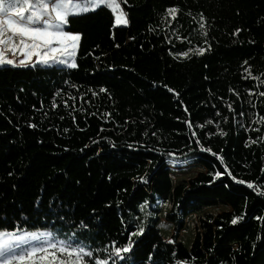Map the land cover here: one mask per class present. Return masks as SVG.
Segmentation results:
<instances>
[{"label": "trees", "instance_id": "obj_1", "mask_svg": "<svg viewBox=\"0 0 264 264\" xmlns=\"http://www.w3.org/2000/svg\"><path fill=\"white\" fill-rule=\"evenodd\" d=\"M118 2L126 26H116L106 7L70 19L67 27L81 33L78 68L0 67V231L75 234L107 258L142 225L123 264H261L264 140L248 141L264 136L252 115H264V97L256 94L264 91V0ZM170 7L178 9L175 19L165 15ZM209 45L201 55H178ZM249 125L259 131H246ZM193 157L212 159L252 195L256 214L229 250L163 251L149 259L144 244L172 192L167 162Z\"/></svg>", "mask_w": 264, "mask_h": 264}, {"label": "snow or ice", "instance_id": "obj_2", "mask_svg": "<svg viewBox=\"0 0 264 264\" xmlns=\"http://www.w3.org/2000/svg\"><path fill=\"white\" fill-rule=\"evenodd\" d=\"M123 2L127 3V0H123ZM101 6H106L111 10L115 16V25L126 26L129 24L128 14L121 10V3L118 0H0V67L52 66L58 64L70 69L78 68L77 49L81 40V33L74 32L67 26L70 24L71 18L81 17ZM177 12L176 7H170L166 9L165 15L175 19ZM172 19H169L167 23L171 24ZM204 21V15L199 14L200 34L206 37L207 31ZM240 31L239 28L235 29L233 35ZM204 43L208 44L207 39L204 40ZM206 50H210V45L207 49L204 47L189 48L187 52L178 55L187 57L192 52L201 55ZM247 63L244 61V64ZM244 71L253 80H260V77L252 75L249 68H245ZM260 83L264 84V80H260ZM100 91L105 92L106 89L101 88ZM168 91L173 90L168 89ZM229 91L232 92L233 89L230 88ZM252 92L253 90H249L250 97ZM256 94L264 97V91H258ZM64 103L67 106V101ZM52 107L55 108L56 104L53 103ZM228 107L232 111V105L229 104ZM240 114L244 115L243 112ZM252 115L257 124H264V115ZM224 119L227 120V117ZM185 123L188 124L189 128L192 127L188 121ZM206 123H212V121ZM29 126L35 127L32 124ZM241 126L243 127V124ZM249 128L253 131H259V129L252 128L251 125L245 130L247 131ZM218 131L220 136L226 135L222 129H218ZM192 135L195 137L196 133L193 132ZM262 140H264V136L258 137L256 140L250 137L248 143H257ZM195 143L197 146H201L199 139H196ZM129 147L131 148L133 145H129ZM201 150L211 151V149L202 146ZM213 155H216L223 163L222 157L216 153ZM225 171L227 172V169ZM221 174L216 172L213 179ZM228 175L231 173L228 172ZM232 178L236 180L235 177ZM139 179L143 181L144 177L141 176ZM236 183L245 184L246 182L236 180ZM247 186L253 188V183L247 182ZM242 219L243 214L234 216L231 224L236 225ZM257 219H264V217ZM2 222L0 221V223ZM81 227H86V225L82 224ZM143 232V226H138L136 232L128 234L126 245L113 246L107 258H100L95 255L93 250H86V247L75 234L68 239H57L49 231H0V264H90L93 259L95 264H109V261L111 264H117L118 260L123 264L122 254L128 253L135 243L132 237L139 236ZM169 242L171 243V241ZM151 258L152 254L149 253V259ZM178 264H185V262L181 261ZM261 264H264V261H261Z\"/></svg>", "mask_w": 264, "mask_h": 264}, {"label": "rangeland", "instance_id": "obj_3", "mask_svg": "<svg viewBox=\"0 0 264 264\" xmlns=\"http://www.w3.org/2000/svg\"><path fill=\"white\" fill-rule=\"evenodd\" d=\"M167 166L172 192L160 206L144 251L197 255L234 247L256 214L257 200L244 189L233 186L223 174L213 179L216 172H222L210 158L169 160ZM241 214L243 219L236 225L231 224L232 218ZM35 231L48 230H28ZM71 236L69 233L65 238H56Z\"/></svg>", "mask_w": 264, "mask_h": 264}]
</instances>
